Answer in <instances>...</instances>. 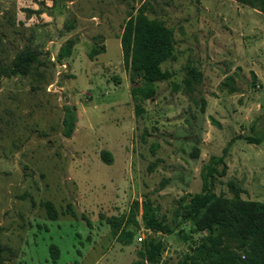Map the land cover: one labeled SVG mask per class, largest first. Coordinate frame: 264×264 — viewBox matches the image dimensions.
Segmentation results:
<instances>
[{"label":"rangeland","instance_id":"rangeland-1","mask_svg":"<svg viewBox=\"0 0 264 264\" xmlns=\"http://www.w3.org/2000/svg\"><path fill=\"white\" fill-rule=\"evenodd\" d=\"M145 1L146 15L173 29L177 57L161 64L173 75L156 83L153 97L137 100L136 114L118 37L127 10ZM260 1L0 0V264H129L139 238L151 234L141 202L148 198L150 211L170 221L224 147V173L212 190L231 198L235 188L264 203V139H245L264 131ZM70 37L77 40L70 55L57 59ZM93 45L103 51L89 57ZM23 47L35 60L25 74H12L7 67ZM187 64L201 74L189 95L173 91ZM64 105L76 115L68 138ZM46 201L56 220L46 218ZM190 227L155 235L164 245L158 264H179L191 253L199 235ZM122 228L133 232L127 243L116 237ZM50 244L59 251L55 262Z\"/></svg>","mask_w":264,"mask_h":264},{"label":"trees","instance_id":"trees-1","mask_svg":"<svg viewBox=\"0 0 264 264\" xmlns=\"http://www.w3.org/2000/svg\"><path fill=\"white\" fill-rule=\"evenodd\" d=\"M235 1L254 5V0ZM146 3L142 2L137 8L127 10L118 37L123 66L130 81L134 83L131 95L136 114L142 111L137 100L153 97L156 93V83L172 77L173 72L162 68L161 64L174 61L177 57L173 29L167 27L161 19L148 17ZM260 10L264 13V0L260 1ZM64 27L67 30L72 29L71 22L66 20ZM76 41V38H67L57 52V59L68 57ZM102 51L103 47L97 48L93 45L89 57ZM34 60L35 57L28 48L23 47L15 53L7 69L12 74H25ZM7 69H3V72L8 73ZM184 70L180 82L173 84V91L181 89L183 94L189 95L201 74L189 64ZM233 90L231 88L229 91ZM62 110L61 134L68 138L75 128V107L64 105ZM245 139L249 143L259 144L264 139V131L255 136H246ZM225 153L226 147L222 149V155ZM222 155L211 156L202 166L203 181L200 191L180 198L170 221H167L164 215L157 216L150 211L148 198L141 202V224L151 234L145 240H140L142 247L136 251V259L129 264H158L164 245L161 238L155 235L172 234L175 227L183 222L191 224L190 234L199 236L195 245L189 248L191 253H185L179 264H264V203L242 199L235 188L231 198L217 195L212 190L215 176L224 173ZM99 157L106 164L112 161L111 154L106 150H101ZM217 164H221L220 169L216 168ZM43 205L46 218L56 220L58 213L52 203L46 201ZM66 211L74 216L69 204L66 205ZM131 217L129 220L136 227L134 215ZM108 222L112 230L115 223L110 218ZM132 236L133 232L122 228L116 237L119 241L127 243ZM48 249L52 262H55L59 252L57 246L50 244Z\"/></svg>","mask_w":264,"mask_h":264},{"label":"built area","instance_id":"built-area-1","mask_svg":"<svg viewBox=\"0 0 264 264\" xmlns=\"http://www.w3.org/2000/svg\"><path fill=\"white\" fill-rule=\"evenodd\" d=\"M142 238H139V240H141Z\"/></svg>","mask_w":264,"mask_h":264}]
</instances>
